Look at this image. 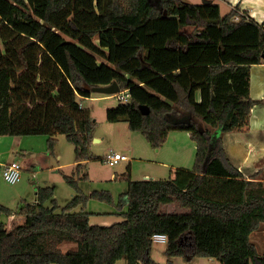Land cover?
Here are the masks:
<instances>
[{
	"label": "trees",
	"instance_id": "obj_1",
	"mask_svg": "<svg viewBox=\"0 0 264 264\" xmlns=\"http://www.w3.org/2000/svg\"><path fill=\"white\" fill-rule=\"evenodd\" d=\"M263 54L264 23L237 8L222 15L210 1L0 0V136L46 135L51 151L61 133L78 162L64 175L76 193L65 207L54 187H40L36 203L17 212L23 223H0V264H157L154 234L167 235L166 264L175 257L264 264L249 239L264 223L261 171L246 178L223 143V134L249 125L261 101L251 97L250 79ZM115 81L131 97L107 109L108 122L127 123L153 148L186 131L196 158L170 179L133 180L129 166L117 203L123 220L91 225L88 200L114 198L79 186L89 179L82 162L96 158L95 122L81 100ZM2 212L12 214L0 204ZM64 242L76 248L63 250Z\"/></svg>",
	"mask_w": 264,
	"mask_h": 264
},
{
	"label": "rangeland",
	"instance_id": "obj_2",
	"mask_svg": "<svg viewBox=\"0 0 264 264\" xmlns=\"http://www.w3.org/2000/svg\"><path fill=\"white\" fill-rule=\"evenodd\" d=\"M192 4H202L207 1L218 2L219 0H185ZM223 5V4H222ZM227 12L226 5L222 6L221 13ZM68 40L70 38L66 37ZM100 61H102L100 59ZM83 108L90 111L95 122L93 127V141L89 145L90 153L95 159L82 162V173L89 175L88 180L78 179L79 186L85 194L94 191L109 192L114 202L108 204L96 199H89L86 211L92 213L91 225L110 226L123 220L118 214L117 203L122 193L128 189V182L123 178L130 166V174L133 180L145 179L149 175L154 179H170L174 177L172 171L181 167L193 169L196 158V143L190 139L186 131L170 132L166 142L160 148H153L146 140L142 132L132 131L127 123H111L107 120V109L114 108L121 102L114 95L93 93L91 97L81 100ZM262 101L258 105H262ZM237 131V130H236ZM226 134V133H225ZM225 134H223L225 136ZM225 150L232 159L242 158L248 153L241 146L237 150L232 139H224ZM54 138L57 142L50 151L48 136L35 135L13 137L17 145L16 150L22 154L17 161L22 164V178L16 184L5 181L3 172L0 173V204L12 211L11 215L0 213V223L11 227L24 222V217L17 215L24 203H36L37 191L40 187L51 186L55 188V199L62 209L76 194L64 179V175H71L77 164L75 145L68 141L66 136L56 133ZM100 138L97 142L94 139ZM126 155L130 160L121 161L115 166L104 162V157L110 151ZM262 154V155H261ZM261 159L256 166L264 165V151H259ZM251 156V152H250ZM254 156L252 155V158ZM256 161V159H254ZM253 162V161H252ZM251 162V163H252ZM246 169L249 174L253 166ZM251 167V169H249ZM79 178V177H77ZM170 210L175 207H169ZM79 211V210H77ZM126 211V209H125ZM165 243H153V256L157 264H166L169 259L166 255ZM63 250L74 249L76 244L64 242L60 245ZM117 264H128L122 259ZM173 264H221L217 259L194 257L189 260L186 257H175Z\"/></svg>",
	"mask_w": 264,
	"mask_h": 264
},
{
	"label": "crops",
	"instance_id": "obj_3",
	"mask_svg": "<svg viewBox=\"0 0 264 264\" xmlns=\"http://www.w3.org/2000/svg\"><path fill=\"white\" fill-rule=\"evenodd\" d=\"M215 3H218L220 5L221 11L222 6L226 5V14L231 10L237 8L240 15H245L247 18L254 19L260 24L264 23V0H219ZM95 42L98 43V39H96ZM250 94L253 99L261 100L263 102L262 105L257 104L253 108L248 126L237 131L235 130L226 133L225 136H223L224 139H232V143L236 146L235 148L237 150H240L239 148H241L242 146L244 149V153L245 151L248 152L247 154L245 153L242 158L236 160H233L231 157L232 155L229 153V158L232 163L244 173L246 178H250L251 176H253V174L261 171L258 174V179L264 182V165L256 166V163L259 162L262 155H259V151H264V62L262 64L254 65L251 67ZM199 98L200 96H198V99ZM188 134L190 137V133ZM98 140L99 141L97 142L101 141L100 138H98ZM16 146L20 145L16 144L12 136H0V173L3 172L5 164L11 161H17V158L22 155L18 152V150L15 151L16 148H20ZM252 155L254 156L253 158ZM254 159H256V161ZM129 160L130 159L128 158V161ZM250 163L251 166H254L251 170L252 172L248 174L246 169H248V165H250ZM75 164H78V162L76 161ZM249 169H251V167ZM145 176L146 178L150 179L149 175ZM249 239L250 242L255 245L258 253L261 256H264V223H261L260 226L250 234ZM166 248L167 244L164 246L165 252ZM152 257L154 259L153 249ZM173 259L174 258H172L171 260L173 261Z\"/></svg>",
	"mask_w": 264,
	"mask_h": 264
},
{
	"label": "built area",
	"instance_id": "obj_4",
	"mask_svg": "<svg viewBox=\"0 0 264 264\" xmlns=\"http://www.w3.org/2000/svg\"><path fill=\"white\" fill-rule=\"evenodd\" d=\"M236 20H239V17H236ZM120 101H128L131 97L130 91H120L114 95ZM121 161H128V157L124 154L110 151L104 157V162L110 166H115ZM23 166L18 161H11L4 165L3 168V177L6 182L10 184H16L21 181L22 178ZM154 242H161L167 244L168 238L165 234H154L152 237Z\"/></svg>",
	"mask_w": 264,
	"mask_h": 264
},
{
	"label": "water",
	"instance_id": "obj_5",
	"mask_svg": "<svg viewBox=\"0 0 264 264\" xmlns=\"http://www.w3.org/2000/svg\"><path fill=\"white\" fill-rule=\"evenodd\" d=\"M262 57L264 58V54ZM86 89H90V86L86 85ZM92 90L94 93H102V94H107V95H115L121 91L120 86H119L118 82H116V81L113 82L112 84L108 85V86L94 87ZM139 109L145 115L150 113V110L146 105H141L139 107ZM94 140L99 141L98 138H95ZM146 179H149V178H146Z\"/></svg>",
	"mask_w": 264,
	"mask_h": 264
}]
</instances>
